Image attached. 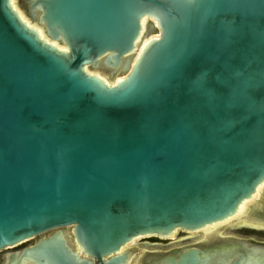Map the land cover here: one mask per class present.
<instances>
[{
  "label": "water",
  "instance_id": "obj_1",
  "mask_svg": "<svg viewBox=\"0 0 264 264\" xmlns=\"http://www.w3.org/2000/svg\"><path fill=\"white\" fill-rule=\"evenodd\" d=\"M25 2L49 41L0 0V251L60 229L6 264H125L136 237L255 214L264 0Z\"/></svg>",
  "mask_w": 264,
  "mask_h": 264
},
{
  "label": "flooded vegetation",
  "instance_id": "obj_2",
  "mask_svg": "<svg viewBox=\"0 0 264 264\" xmlns=\"http://www.w3.org/2000/svg\"><path fill=\"white\" fill-rule=\"evenodd\" d=\"M254 209L255 214L249 215L247 222L234 218L209 232H205V228L196 231L178 229L174 236L135 238L132 244H129L130 241L121 249V253L128 254L125 264H170L168 259L180 260L192 250L196 251L195 264H264V193L259 206ZM59 229L39 234L33 243L5 252L0 259L3 258V264H6L10 254L36 244L41 237H49ZM61 229L65 231L66 227ZM70 235L78 248L72 232ZM252 254H256V258L251 259ZM81 255L90 258L83 251ZM93 260L99 262L98 259Z\"/></svg>",
  "mask_w": 264,
  "mask_h": 264
},
{
  "label": "bare ground",
  "instance_id": "obj_3",
  "mask_svg": "<svg viewBox=\"0 0 264 264\" xmlns=\"http://www.w3.org/2000/svg\"><path fill=\"white\" fill-rule=\"evenodd\" d=\"M12 4H13L14 8H16V9L18 10V12H19L20 15L22 16V18H23L28 24L36 26V27L38 28V31H39L41 37H42V38H45L46 40L49 41V38L46 36V34H45L43 28H42L41 26H37L35 23L31 22L30 19L28 18V16H26L25 13H23V12L19 9V7H17L16 0H12ZM147 27H148V18H147V17H144V18L142 19V31H141V35L147 30ZM152 38H154V36L149 37V38H147V39H145V40L142 41V43L140 44L139 48L137 49V52H136L135 56H137V55L140 53V51L144 48V46L146 45V43H147L150 39H152ZM53 44L57 45V46L60 47L61 49H65V46H64L63 44L57 42V41H53ZM86 69H87V71H89V72H91V73H96V74H98V76H100L104 81H106L108 84H111L112 81L109 79L108 76H107V77H108V78H107L105 75H103V73L98 72V71H96V70H94V69L92 70L89 66H86ZM116 80H117V78L114 79V82H115ZM140 237H143V236H139V237H136V238H140ZM134 240H135V238H134ZM134 240H133V241H134ZM21 243H22V242H21ZM16 245H17V244H16ZM76 249H77V248H76ZM24 264H25V263H24Z\"/></svg>",
  "mask_w": 264,
  "mask_h": 264
},
{
  "label": "rangeland",
  "instance_id": "obj_4",
  "mask_svg": "<svg viewBox=\"0 0 264 264\" xmlns=\"http://www.w3.org/2000/svg\"><path fill=\"white\" fill-rule=\"evenodd\" d=\"M16 4H17V7H19V9L25 13L26 16H28V18L30 19V16L28 14V10H27V3L25 2V0H16ZM93 70V68H92ZM96 71L98 72H101L103 73V75H105L106 77L108 76L109 79H111V81L113 80V78H110L109 76V71L110 69L108 68H105L104 66H101L97 69H95ZM107 77V78H108ZM67 231L71 232L70 231V226H67L66 229ZM38 236V235H37ZM37 236L33 237V238H29V239H26L25 241H23L22 243H19L17 245H14V246H10V247H7L3 250L0 251V256L1 254L5 253V252H12V251H15V250H19L21 249V247H23L25 244H30V243H33L36 239H37ZM0 264H3V258L0 259Z\"/></svg>",
  "mask_w": 264,
  "mask_h": 264
}]
</instances>
